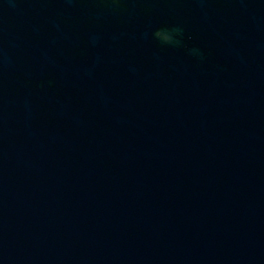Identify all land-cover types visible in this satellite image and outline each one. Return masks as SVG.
<instances>
[{
    "label": "water",
    "instance_id": "1",
    "mask_svg": "<svg viewBox=\"0 0 264 264\" xmlns=\"http://www.w3.org/2000/svg\"><path fill=\"white\" fill-rule=\"evenodd\" d=\"M0 264H264V0H0Z\"/></svg>",
    "mask_w": 264,
    "mask_h": 264
}]
</instances>
